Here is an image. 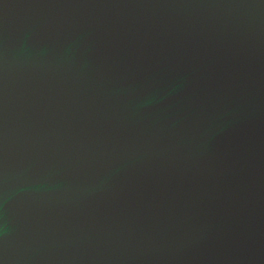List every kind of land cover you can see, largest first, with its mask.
<instances>
[{
  "label": "water",
  "instance_id": "water-1",
  "mask_svg": "<svg viewBox=\"0 0 264 264\" xmlns=\"http://www.w3.org/2000/svg\"><path fill=\"white\" fill-rule=\"evenodd\" d=\"M0 264H264V0H0Z\"/></svg>",
  "mask_w": 264,
  "mask_h": 264
}]
</instances>
